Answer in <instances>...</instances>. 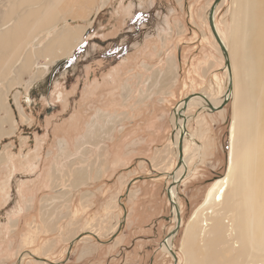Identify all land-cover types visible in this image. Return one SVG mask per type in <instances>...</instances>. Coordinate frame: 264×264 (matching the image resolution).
<instances>
[{
	"label": "rangeland",
	"instance_id": "1",
	"mask_svg": "<svg viewBox=\"0 0 264 264\" xmlns=\"http://www.w3.org/2000/svg\"><path fill=\"white\" fill-rule=\"evenodd\" d=\"M213 2L65 0L60 12L68 27L82 29L73 49L56 58L36 55L35 42L46 43L55 28L6 51L8 66L0 73V88L14 83L0 108V117L11 120L0 134V264L185 263L183 238L189 222L211 184L225 176L231 119L235 108L250 100L244 57L233 64L241 69L237 85L231 82L238 95L213 113L199 105L185 112L186 129L196 125L191 132L187 129L189 140L183 141L187 152L193 147L196 154L189 173L180 179L183 184L174 188L181 226L171 238V251L162 248L175 227L167 193L161 202L138 203L141 209H153L152 214L160 211V217H127L130 205L137 203L127 202L119 181L117 193L111 194L114 188L99 157L113 126L121 125L120 116L139 113L149 100L155 105L166 101L171 127L173 111L192 93L215 100L226 95L230 61L210 32ZM4 3L0 0V13ZM216 7L219 35L229 43L232 0H220ZM254 28L250 24L252 32ZM27 54L33 62L19 73L17 66ZM211 114H216L210 124L215 146L205 158L206 115ZM172 134L173 127L163 147L170 146L168 184L177 161ZM147 223L149 233L144 226L130 228Z\"/></svg>",
	"mask_w": 264,
	"mask_h": 264
},
{
	"label": "bare ground",
	"instance_id": "2",
	"mask_svg": "<svg viewBox=\"0 0 264 264\" xmlns=\"http://www.w3.org/2000/svg\"><path fill=\"white\" fill-rule=\"evenodd\" d=\"M1 1L7 3V7L0 13V73L8 66V60L5 59L6 51L15 46H22L39 31H51L57 28L49 33V40L46 43L41 46L37 42L34 44V52L43 58L62 56L66 50H71L78 35L81 34V28L68 27L67 18L60 12V6L65 0ZM216 8L214 9L216 32L213 33L209 25L211 35L218 47L222 46L226 51L230 61L229 79L232 83L235 81L236 85L240 80L241 69L240 66L233 64L236 59L244 57L242 71L248 85L247 96L250 100L234 110L229 126L227 172L225 176L211 184L204 202L189 222L183 238L186 256L184 264H264V0H232L229 43L219 35L220 31L215 23ZM58 21L63 22L60 27L56 25ZM250 24H254L253 32L250 30ZM32 62V54H27L23 58V63L17 66L19 73L27 71ZM12 81L5 83L7 88L14 83ZM7 88H0L1 109L4 107ZM192 94L186 97L188 100L181 101L177 105L172 116L174 133L172 143L177 160L179 136L183 134L181 162L177 166L178 161H176V167L170 173L169 186L165 189L170 200L173 201L169 204L175 224L177 211L179 210L181 214V207L175 196L178 185L173 183V180L181 183L182 178L189 173L191 160L196 154L193 147L187 152L184 143L189 140L187 138L189 132L186 129L188 115L185 112L192 105H199L211 113L219 111L220 109L216 108L225 99L229 101V98L235 97L237 87L234 85L230 91H225L226 95L219 100L210 96L205 97L202 93ZM15 98L17 100V94ZM182 106L186 109H182ZM213 107L214 109H211ZM6 122L10 125L11 120L0 117V134L7 131L2 128ZM11 131L10 126L7 133ZM184 136L187 139H184ZM173 235L166 236L165 240H162V248L171 251ZM174 259L176 263L175 255Z\"/></svg>",
	"mask_w": 264,
	"mask_h": 264
},
{
	"label": "crops",
	"instance_id": "3",
	"mask_svg": "<svg viewBox=\"0 0 264 264\" xmlns=\"http://www.w3.org/2000/svg\"><path fill=\"white\" fill-rule=\"evenodd\" d=\"M97 7L98 5L95 8ZM165 102L163 99L160 105H155L153 100H149L135 115L132 111L128 113V110H126L127 113L120 116L121 125L116 123L115 127L113 126L108 147L105 148L106 151L100 150L99 163L104 162V173L107 171L105 176H109V185L114 188L111 194L113 191L117 193L116 181H119L120 187L126 189L125 199H127V202L137 203L135 206L130 205L131 209L128 208L127 217L130 218L161 216L160 211L152 214L153 209H141L138 203L161 202V198L164 199L165 197V189L169 186L166 179L168 178L167 172L169 169L167 164L171 160L168 148L170 146H166L165 150H163V147L171 135L172 126L170 127V118L167 119V105ZM206 116L208 129L203 140L205 158L208 154L212 156L215 146L210 124L215 121L216 114ZM115 120L117 121V119ZM195 125H189V129L191 130ZM189 129L188 131H190ZM209 133L212 139L209 137ZM182 182L178 184V188L183 184ZM143 226L146 227L143 232L149 233V223L130 226V228L140 229Z\"/></svg>",
	"mask_w": 264,
	"mask_h": 264
},
{
	"label": "water",
	"instance_id": "4",
	"mask_svg": "<svg viewBox=\"0 0 264 264\" xmlns=\"http://www.w3.org/2000/svg\"><path fill=\"white\" fill-rule=\"evenodd\" d=\"M220 2V0H214V2L212 3V5L210 6V9H209V11H208V22H209V25H210V28H211V31L213 32V33H215L216 31H215V27H214V9H215V7L217 6V4ZM216 35V34H215ZM216 37V36H215ZM216 39H217V37H216ZM221 48H222V46H221ZM222 50L224 51V53H225V56H226V58H227V54H226V51L222 48ZM228 61V60H227ZM231 87H232V84H231V81H230V83H229V87H228V90L227 91H230V89H231ZM187 99V98H186ZM186 99H185V101H186ZM227 101H228V99H225L222 103H221V105L218 107V108H216V109H221V108H223V106L227 103ZM184 107V106H183ZM211 109H214V107L213 108H211ZM182 139H183V134L181 133L180 134V136H179V141H178V146H177V150H178V153H179V155H178V162H177V166H179V164H180V162H181V154H182V148H183V144H182ZM173 183H176L177 185L180 183V181H175V180H173ZM167 199H168V203L169 202H172L173 203V201H171L170 200V196H169V194H168V191H167ZM176 217H177V221H176V224H175V227H174V229H172L171 231H169L168 233H167V236H169V235H172V234H175L176 233V231L178 230V228L180 227V221H181V218H180V212H179V210L177 211V214H176ZM165 240V239H164Z\"/></svg>",
	"mask_w": 264,
	"mask_h": 264
}]
</instances>
